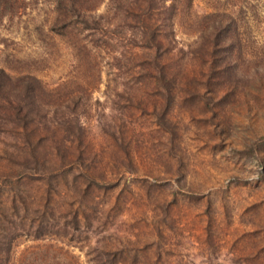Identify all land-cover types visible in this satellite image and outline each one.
<instances>
[{
	"label": "rangeland",
	"instance_id": "1",
	"mask_svg": "<svg viewBox=\"0 0 264 264\" xmlns=\"http://www.w3.org/2000/svg\"><path fill=\"white\" fill-rule=\"evenodd\" d=\"M14 1L0 19V264H264V0H192L169 84L127 70L115 0L67 29L62 0ZM213 8L242 41L204 56Z\"/></svg>",
	"mask_w": 264,
	"mask_h": 264
},
{
	"label": "trees",
	"instance_id": "2",
	"mask_svg": "<svg viewBox=\"0 0 264 264\" xmlns=\"http://www.w3.org/2000/svg\"><path fill=\"white\" fill-rule=\"evenodd\" d=\"M6 1H2L0 19L5 15ZM17 1L15 0L9 7H18ZM97 1L101 0H66L65 3L62 0L61 5L65 12L62 18L63 27L67 29L75 23L88 26L87 20L92 19L91 13L95 10ZM191 3L192 0H115L114 9L117 12L116 20L118 22L116 25L128 31L129 45L126 51L127 57H124L128 71L134 72L133 74L139 77L143 74V76L146 75L159 81L160 79L153 78L157 75L164 82L172 81L169 62L172 53L169 40L173 41L171 35L175 19L180 15L187 14ZM229 11L213 8L212 11L202 15L206 31L202 38H210L209 43L206 42L201 48L204 56L220 52L226 45L223 38L242 41V33L236 25L237 19ZM74 15L79 17L75 23L72 21ZM91 27L92 25H89V28ZM231 33L234 37H231ZM169 36L170 39H168ZM10 68L7 65H0V75L5 78V84H9L11 81L10 71L12 69ZM28 79L34 80L33 76ZM121 251H105L101 252V255L107 259L109 255H117ZM0 255L3 256V254ZM112 264L124 263L118 261V263Z\"/></svg>",
	"mask_w": 264,
	"mask_h": 264
}]
</instances>
